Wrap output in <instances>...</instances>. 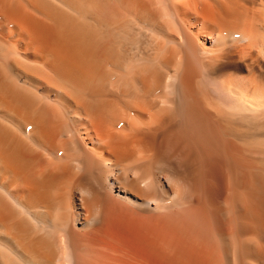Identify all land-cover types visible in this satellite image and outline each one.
Segmentation results:
<instances>
[{"label":"bare ground","instance_id":"1","mask_svg":"<svg viewBox=\"0 0 264 264\" xmlns=\"http://www.w3.org/2000/svg\"><path fill=\"white\" fill-rule=\"evenodd\" d=\"M0 264H264V0H0Z\"/></svg>","mask_w":264,"mask_h":264}]
</instances>
